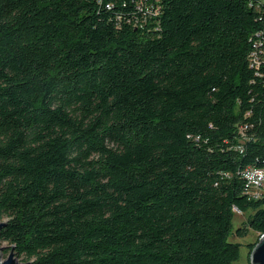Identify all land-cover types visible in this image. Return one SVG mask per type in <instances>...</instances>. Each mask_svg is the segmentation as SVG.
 I'll use <instances>...</instances> for the list:
<instances>
[{
	"label": "trees",
	"instance_id": "trees-1",
	"mask_svg": "<svg viewBox=\"0 0 264 264\" xmlns=\"http://www.w3.org/2000/svg\"><path fill=\"white\" fill-rule=\"evenodd\" d=\"M247 168L264 0H0V243L21 263L234 264L232 237L264 235Z\"/></svg>",
	"mask_w": 264,
	"mask_h": 264
},
{
	"label": "rangeland",
	"instance_id": "rangeland-1",
	"mask_svg": "<svg viewBox=\"0 0 264 264\" xmlns=\"http://www.w3.org/2000/svg\"><path fill=\"white\" fill-rule=\"evenodd\" d=\"M247 214H239L235 213L234 218H233V228H237L238 225H240L242 222L246 220ZM233 241H237L241 243L240 247V255H239V260L235 262L234 264H247L249 261L248 257V244L255 242L258 239V236L256 233H253L250 231L248 235L242 239H236L234 237L231 238ZM0 258L1 261L5 260L9 254L8 251H4L7 248V244L5 243H0ZM17 259V258H16ZM18 260V259H17ZM19 261V260H18ZM20 262V261H19Z\"/></svg>",
	"mask_w": 264,
	"mask_h": 264
},
{
	"label": "built area",
	"instance_id": "built-area-1",
	"mask_svg": "<svg viewBox=\"0 0 264 264\" xmlns=\"http://www.w3.org/2000/svg\"><path fill=\"white\" fill-rule=\"evenodd\" d=\"M243 178L251 197L257 198L264 193V175L261 174V168H247L243 172Z\"/></svg>",
	"mask_w": 264,
	"mask_h": 264
},
{
	"label": "water",
	"instance_id": "water-1",
	"mask_svg": "<svg viewBox=\"0 0 264 264\" xmlns=\"http://www.w3.org/2000/svg\"><path fill=\"white\" fill-rule=\"evenodd\" d=\"M3 222L0 221V228ZM1 249V248H0ZM249 264H264V235L260 236L253 249L249 253ZM0 264H23L19 262L14 256L13 251H10L7 258L1 261Z\"/></svg>",
	"mask_w": 264,
	"mask_h": 264
},
{
	"label": "bare ground",
	"instance_id": "bare-ground-1",
	"mask_svg": "<svg viewBox=\"0 0 264 264\" xmlns=\"http://www.w3.org/2000/svg\"><path fill=\"white\" fill-rule=\"evenodd\" d=\"M261 174L264 175V168H261ZM247 194V193H246Z\"/></svg>",
	"mask_w": 264,
	"mask_h": 264
}]
</instances>
